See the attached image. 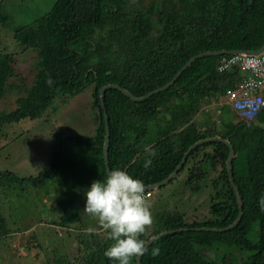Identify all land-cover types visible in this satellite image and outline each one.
Returning <instances> with one entry per match:
<instances>
[{
    "label": "trees",
    "instance_id": "obj_1",
    "mask_svg": "<svg viewBox=\"0 0 264 264\" xmlns=\"http://www.w3.org/2000/svg\"><path fill=\"white\" fill-rule=\"evenodd\" d=\"M5 2L0 0V26H10L19 51H36L39 60L33 82L20 89L24 94L17 98V106L0 109V125L40 118L56 108L57 99L68 102L88 87L99 117L92 135H57L50 165L37 176L7 170L0 173V185L44 186L63 171L65 190H59L56 201L63 210L58 223L67 224L80 217L77 194L67 180L90 185L120 167L150 186L166 179L191 145L221 136L234 147L233 179L226 142L210 140L193 148L177 175L188 170L182 195L184 199L201 195L196 207L207 204L209 212L193 219L177 209L157 213L152 229L146 228L141 238L147 241L170 232L148 246L142 264H264V211L258 203L264 195V109L255 122L235 114V119L219 123L215 113L204 108L248 74L239 63L219 71L232 54L197 58L170 87L141 101L117 87L106 88L104 105L111 130L108 164L103 155L106 117L100 100V88L107 84L145 95L168 83L202 52L259 50L264 45V0H54L35 21L15 26ZM10 50L0 46V101L14 89ZM198 114L204 115L203 121L196 120ZM148 158L152 163L145 168ZM233 182L243 204L241 220L224 231L204 229L226 227L238 218L241 207ZM149 193L153 190L144 194ZM8 226L0 207V238L10 234ZM81 242L88 249L81 264H112L104 256L112 243L106 232L94 229ZM131 264H137V258Z\"/></svg>",
    "mask_w": 264,
    "mask_h": 264
},
{
    "label": "rangeland",
    "instance_id": "obj_2",
    "mask_svg": "<svg viewBox=\"0 0 264 264\" xmlns=\"http://www.w3.org/2000/svg\"><path fill=\"white\" fill-rule=\"evenodd\" d=\"M53 2L21 0L16 3V0H6L4 8L13 15L14 20L11 17L10 23L13 22L15 26L35 21L49 10ZM8 27L11 28H0V46L11 49L14 72L11 82L14 89L7 91L0 101V109L5 111L17 106V98L24 94L22 90L35 78L39 60L36 51H19V44ZM91 89L88 87L68 102L63 98L57 99L54 104L56 108L48 109L40 118H25L16 123L0 125V173L8 170L20 176H37L50 165L51 150L58 141L57 135L94 134L99 115L97 109H93ZM215 109V117L221 122L235 116L228 109L222 113H216ZM196 120L203 121L204 115L198 114ZM59 128L60 133L57 130ZM214 172L219 173V169ZM187 176L188 170L182 171L171 183L153 190V194L149 193L146 197L153 217L148 229H152L156 214L165 209L185 211L190 219L209 212L207 204L196 207L201 195H190L184 199L182 193ZM67 182L71 185V191L77 194L80 206V217L67 224L58 223L63 210L56 201L59 190H65L63 171L44 186L29 184L26 189L20 186L4 188L0 185V207L10 228V234L0 238V264H81L83 253L88 250L81 242L83 236L91 232L89 229L105 231L97 219L83 211L84 191L90 185L72 182L73 186L70 180ZM205 191L203 189L202 194ZM60 259H64V262H59Z\"/></svg>",
    "mask_w": 264,
    "mask_h": 264
},
{
    "label": "clouds",
    "instance_id": "obj_3",
    "mask_svg": "<svg viewBox=\"0 0 264 264\" xmlns=\"http://www.w3.org/2000/svg\"><path fill=\"white\" fill-rule=\"evenodd\" d=\"M48 83H52L51 79ZM151 163V158L146 159L144 167H150ZM144 193L143 181L120 167L111 169L105 179L93 180L84 191L83 211L98 220L112 241L104 250V256L112 264H131L147 250L146 241L141 237L153 217ZM258 203L264 211V195ZM158 251L154 249L153 254Z\"/></svg>",
    "mask_w": 264,
    "mask_h": 264
},
{
    "label": "built area",
    "instance_id": "obj_4",
    "mask_svg": "<svg viewBox=\"0 0 264 264\" xmlns=\"http://www.w3.org/2000/svg\"><path fill=\"white\" fill-rule=\"evenodd\" d=\"M231 63H239L248 73L237 85L220 92L205 106L206 111L222 113L225 109L244 120H253L264 109V53L258 55L232 54L219 66L225 70ZM228 105V107H227Z\"/></svg>",
    "mask_w": 264,
    "mask_h": 264
},
{
    "label": "water",
    "instance_id": "obj_5",
    "mask_svg": "<svg viewBox=\"0 0 264 264\" xmlns=\"http://www.w3.org/2000/svg\"><path fill=\"white\" fill-rule=\"evenodd\" d=\"M235 53H240V54H246V55H258V54H262L264 53V45L262 46V48H260L259 50H251V51H244V50H215V51H206V52H202V53H199V54H196L194 56H192L184 65L183 67L176 73V75L173 77V79H171L168 83H166L165 85L161 86V87H157L156 89L150 91L149 93L145 94V95H142V96H136L134 95L133 93H131L129 90L127 89H124L123 87H121L120 85L118 84H107L106 86H104L103 88H100V100H101V103H102V107L105 111V117H106V136H105V144H104V156H105V159H106V163L108 164L109 162V147H110V134H111V130H110V125L108 123V120H109V117H108V114L106 112V108H105V105H104V98H105V92H106V88H110V87H117L118 89L122 90L127 96H129L131 99L135 100V101H141L143 99H146L148 98L149 96H151L152 94L154 93H158V92H161V91H164L166 90L168 87H170L175 81L176 79L181 75V73L187 69L188 66H190L197 58H200V57H203L205 55H210V54H235ZM210 140H223L224 142H226L229 146H230V155L228 157V160H227V165H228V169H229V172H230V176L232 178V173H231V169H232V161H233V158H234V155H235V152H234V147L233 145L230 143L229 140L227 139H224L222 138L221 136H215V137H210V138H206V139H202V140H199L197 141L196 143H194L193 145H191L189 147V149L185 152V155L182 159V161L180 162V164L175 168V170L166 178L164 179L163 181L161 182H158L156 184H153V185H150V186H146L145 187V191H148V190H154V189H157L159 188L160 186L164 185V184H167L171 181V179H173L179 169L184 165L188 155H189V152L195 148L197 145L201 144V143H205L206 141H210ZM233 179V178H232ZM235 188H236V191H237V197H238V200H239V203H240V207H241V211L239 213V216H237L238 218L230 225L226 226V227H222V228H216V227H205L204 229H211V230H215V231H224V230H228V229H232L234 228L238 223L239 221L241 220V216L243 215V211H242V208H243V204H242V200H241V196H240V192L235 184V182H233ZM168 232L170 231H164V232H161V233H158L156 235H152L147 241H146V249L148 248V246L157 238L167 234ZM143 256V255H142ZM142 256L138 257L137 258V264H142Z\"/></svg>",
    "mask_w": 264,
    "mask_h": 264
},
{
    "label": "crops",
    "instance_id": "obj_6",
    "mask_svg": "<svg viewBox=\"0 0 264 264\" xmlns=\"http://www.w3.org/2000/svg\"><path fill=\"white\" fill-rule=\"evenodd\" d=\"M244 77H245V76H243L241 79H243ZM241 79H240V80H241ZM234 86H235V85H234ZM216 97H217V96H216ZM210 102H211V101H210ZM210 102H208V103L206 102V104H204V108H205V106H206L207 104H209ZM227 107H228V105H227ZM205 110H206V109H205ZM228 110H230V109H228ZM235 114H236V113H235ZM259 114H260V113H259ZM259 114H258V115H259ZM258 115H257L253 120H248V121L246 120V122L250 123V122H255V121H257ZM237 118H239V117L237 116ZM216 119H217V122H218V121H219V123L221 122L220 119H218V118H216ZM239 119H241V118H239ZM237 120H238V119H237ZM167 184H168V183H167Z\"/></svg>",
    "mask_w": 264,
    "mask_h": 264
}]
</instances>
